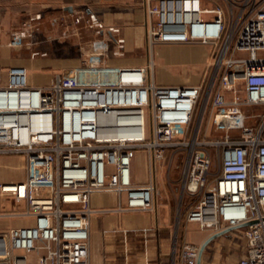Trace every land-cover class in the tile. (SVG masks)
Wrapping results in <instances>:
<instances>
[{"label":"built area","instance_id":"2783aa9c","mask_svg":"<svg viewBox=\"0 0 264 264\" xmlns=\"http://www.w3.org/2000/svg\"><path fill=\"white\" fill-rule=\"evenodd\" d=\"M148 13L145 65L94 58L45 87L29 86L23 68L8 70L0 155H22L25 179L0 184V193L25 203L6 215L31 223L0 232V264H90V196L114 191L125 195L120 210L153 211L156 164L166 153L170 160L181 155L185 221L213 232L241 228L246 252L237 264H264V0H157ZM157 44L209 47V83L158 84ZM204 119L220 136L200 135ZM139 149L148 166L141 184L130 177ZM200 252L183 242L179 261L198 264Z\"/></svg>","mask_w":264,"mask_h":264},{"label":"crops","instance_id":"0c3cea01","mask_svg":"<svg viewBox=\"0 0 264 264\" xmlns=\"http://www.w3.org/2000/svg\"><path fill=\"white\" fill-rule=\"evenodd\" d=\"M52 0H0V88L7 85L8 70L10 68H23L27 84L31 87H45L54 82L59 74V61L52 54L36 53L26 38L22 43L15 41L20 31L30 32L34 44L44 41L53 47L56 32H67L76 28L74 16L83 14L81 11L40 12L46 7L49 11V2ZM61 8L76 6L70 0H64ZM70 1V2H67ZM103 1V3H102ZM111 0H99L100 11H109ZM105 4V5H103ZM146 7L137 6L121 9L114 6V11L128 12H98L96 15L104 28L100 33L109 34L116 47L125 54H132L142 49L146 29L151 20L148 13L150 2ZM83 0L80 6H87ZM102 8V10H101ZM88 11V8H85ZM50 11H55L50 9ZM112 11V10H110ZM51 13H55L53 16ZM85 14V13H84ZM56 20L59 23L55 24ZM23 23L26 24L23 27ZM113 28V31L109 28ZM121 40V42H118ZM146 43V42H145ZM183 49L184 44H180ZM177 46V44L172 45ZM198 45V48L207 47ZM54 48V47H53ZM154 48V47H153ZM152 48V58L155 63ZM179 50V51H180ZM176 52V51H175ZM91 53V42L88 54L82 53L83 58ZM149 53V52H148ZM147 54V53H146ZM148 55V54H147ZM142 61L130 59L108 60L105 64L113 67L142 66L147 57ZM206 53L191 59L202 62ZM171 60H169L170 62ZM172 62V61H171ZM80 63V62H79ZM82 63V61H81ZM154 79L158 84H185L191 80L173 78L164 82L157 80L155 65ZM144 172L130 177L134 183L141 184L147 180L148 166L146 154ZM156 164L155 175V207L153 211L120 210L125 205V195L119 197L114 191L94 192L90 196V207L94 212L89 220V262L90 264H181L178 257V248L183 242H188L201 247L198 264H237L240 257L246 252V238L243 235L241 242L236 241L232 229L213 232L211 229H202L197 223L186 222L184 217L179 228L175 226L176 215L179 208V192L176 188L167 185L166 177L171 174V169L164 167L165 159ZM182 176V171H181ZM25 179V158L22 155H0V184L12 185ZM177 187V186H175ZM184 204L185 201L181 200ZM186 208L182 206L181 208ZM25 209L23 201H15L10 195L0 193V232L11 228L26 226L30 219L8 216L9 212ZM181 227V229H180Z\"/></svg>","mask_w":264,"mask_h":264},{"label":"rangeland","instance_id":"374dc122","mask_svg":"<svg viewBox=\"0 0 264 264\" xmlns=\"http://www.w3.org/2000/svg\"><path fill=\"white\" fill-rule=\"evenodd\" d=\"M72 3H76V6L73 8V11H81L84 12L81 14L83 18L80 20L79 23L75 22L76 15L74 16V25L76 28L70 29V36L67 37V32L65 30L61 31L59 30L56 32V39L55 44L53 47L48 46L47 44H44L45 39L40 44H34L29 36V32H26L25 38L27 42L31 45V48L33 50L36 49V53H42L45 54H52L55 56L59 61V73H65L66 71H69L75 67H78L81 65V61H87L94 58H100V63H106L108 60L111 61H117L119 59H130L142 61L143 58L148 54L149 47L147 43V35L144 38V44L142 49H139L135 51V53L132 54H125L124 52H121L119 48L116 47V44L113 41V38L109 36V34H103L100 33V29L104 28V25H102V22L99 21L97 17L98 12H128V11H114V6L120 7L121 9H129L130 7L137 6L140 9L146 7L147 0H111L106 5L110 6L108 9L109 11H100L99 1L98 0H86L87 6H80L83 0H70ZM67 1V2H70ZM64 0H52L49 2L51 6H49V11H45L46 7L43 8V11L40 12H56V10L62 11V12H69L66 10H63L61 8L62 4L65 3ZM150 6L153 7L156 6L157 0H149ZM103 3V1H102ZM206 6H210L212 3L209 1H204ZM223 4V3H221ZM105 5V4H103ZM85 8H88V11L85 10ZM50 9H54L55 11H50ZM147 9V7H146ZM102 10V8H101ZM112 10V11H110ZM70 12V13H71ZM55 13H51L53 16ZM204 19H212L213 16L211 15H205L203 16ZM86 19L89 23L93 25L95 28V31L97 32V41L93 44L94 48L100 49V54L96 55L95 57L90 58H83L82 53L85 52L88 54L89 51V43L92 42L96 35L92 28L88 27V24L86 23ZM235 20V19H234ZM59 23V20H56L55 24ZM146 42V43H145ZM175 44H157L154 46V57H155V76L157 80H163L164 82L170 81L173 78H185L188 80H191V82L185 83V84H197L201 83V81L205 84L209 83V80L211 78V75L213 73V55L211 54V50L209 47H202L198 48V45H185L183 46V49H181V45L177 44V46H172ZM99 46V47H96ZM102 46V48H101ZM200 46V45H199ZM180 48V49H179ZM180 50V51H179ZM176 51V52H175ZM117 52V53H115ZM206 53L205 59L202 60V62H194L193 58L197 57L198 55H201L202 53ZM147 53V54H146ZM148 56V55H147ZM169 60H171L169 62ZM80 62V63H79ZM236 89L240 92L243 91L242 82L239 81V83L236 85ZM242 95V92H241ZM204 100V93L201 95V97L198 100L196 109L194 111L193 121L192 125L190 126V132L189 135L193 134V130L196 125L197 118L199 115H201V108L202 103ZM252 110V109H251ZM245 111L249 112L250 109L245 108ZM206 118V117H205ZM205 120L203 121V125L201 127L200 135L204 134L206 131V136L210 138H215L220 136L218 132H215L212 127L209 125L206 127ZM143 154H146L145 150L139 149L135 151V156L131 160V176L134 174L140 175L144 172L145 168V160L143 157ZM171 153H168V157L165 159L164 167L171 169V174L166 177L167 185L171 188H176V193L178 192V187L180 186V192H179V208L176 215L175 220V226L177 229L179 228L181 224V220H183V213L185 209L182 206H186L183 202H181V171H182V160L181 155L178 156L176 159L170 160ZM167 155V153H166ZM177 186V187H175ZM181 229V227H180ZM240 229V228H239ZM233 235L235 237L236 241L241 242L243 239V230H235L233 231Z\"/></svg>","mask_w":264,"mask_h":264},{"label":"bare ground","instance_id":"6f19581e","mask_svg":"<svg viewBox=\"0 0 264 264\" xmlns=\"http://www.w3.org/2000/svg\"><path fill=\"white\" fill-rule=\"evenodd\" d=\"M82 18H83V16H81V14H77L76 15V18H75V22L76 23H79ZM86 23L88 24V27L89 28H92L93 29V31H94V33L96 35V38L91 42V53L87 56V58H90V57H95L96 55H99L100 54V51H99L100 49L93 47V44L96 43V42H98L97 41L98 40L97 39V32L95 31V28L93 27V25L91 23H89L87 21V19H86ZM29 36H31L30 32H29ZM96 47H99V46H96ZM101 48H102V46H101Z\"/></svg>","mask_w":264,"mask_h":264},{"label":"water","instance_id":"95a60500","mask_svg":"<svg viewBox=\"0 0 264 264\" xmlns=\"http://www.w3.org/2000/svg\"><path fill=\"white\" fill-rule=\"evenodd\" d=\"M64 9H65L66 11H69V12L73 11V8H72L71 6H67V7H65Z\"/></svg>","mask_w":264,"mask_h":264},{"label":"trees","instance_id":"16d2710c","mask_svg":"<svg viewBox=\"0 0 264 264\" xmlns=\"http://www.w3.org/2000/svg\"><path fill=\"white\" fill-rule=\"evenodd\" d=\"M99 1V0H98ZM99 4V3H98Z\"/></svg>","mask_w":264,"mask_h":264}]
</instances>
